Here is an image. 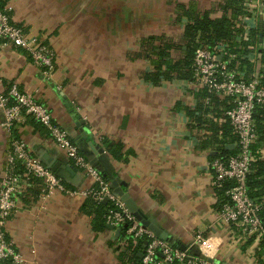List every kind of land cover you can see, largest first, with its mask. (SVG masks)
I'll return each instance as SVG.
<instances>
[{
    "label": "crops",
    "instance_id": "0c3cea01",
    "mask_svg": "<svg viewBox=\"0 0 264 264\" xmlns=\"http://www.w3.org/2000/svg\"><path fill=\"white\" fill-rule=\"evenodd\" d=\"M0 4L12 8L16 25L29 35H40L55 52V70L47 80L20 50L0 44L4 83L0 92L14 82L47 104L53 120L84 155L108 159L124 192L167 233L170 244L193 252L194 236L200 233L210 244L209 260L215 264H264L263 238L245 237L239 227L216 217L218 201L209 162L220 152L208 127L227 121L188 114L201 107L202 93L184 80H154L160 56L152 49L163 38L183 42L185 10L226 15L235 25L241 24L242 14L236 16L227 0H0ZM251 25V42L257 48L264 22ZM156 36L161 38L156 41ZM258 50L249 57L250 71ZM14 137L24 139L33 156L59 162L70 188L92 185L83 171H66L64 151L29 117L9 132L0 127V175ZM32 185L18 195V209L8 223V235L26 259L24 264H135L123 252L131 242L125 243L123 231L105 216L101 224L89 198L55 193L41 199L34 197L36 184Z\"/></svg>",
    "mask_w": 264,
    "mask_h": 264
},
{
    "label": "built area",
    "instance_id": "2783aa9c",
    "mask_svg": "<svg viewBox=\"0 0 264 264\" xmlns=\"http://www.w3.org/2000/svg\"><path fill=\"white\" fill-rule=\"evenodd\" d=\"M243 1L240 38L251 41V24H255L256 20L264 22V0ZM11 11L10 6H0V44L20 50L40 69L45 79H51L55 70L52 46L40 35H29L16 25ZM197 43L192 65L194 79L185 83L201 91L199 99L204 119L227 121L236 137L235 142H227L236 148L235 154L215 156L209 162L212 187L220 203L216 208V217L220 222L239 227L245 237L256 235L264 240V225L259 217L261 205L249 197L247 190V176L256 159L253 145L259 138L254 114L257 108L264 109V62L256 60L253 70L247 75L245 66L239 61L255 55L259 46L250 45L251 52L243 55L242 52H226L219 46L211 47L201 40ZM3 85L0 78V87ZM0 109L3 112L1 128L9 132L15 124L31 118L64 151L68 163L83 171L92 181L86 189L70 188L61 176L32 155L24 139L10 138L5 169L0 175V264L26 263L8 235V223L18 209V195L34 180L40 182L41 199L64 193L90 197L97 203H102L104 199L106 203L111 202L113 207L107 210L105 217L111 225L123 231L125 243L129 241L136 245L146 241L145 245L142 244L138 264H215L209 260L211 247L202 234H195L196 249L190 252L155 236L143 226L113 192L110 181L85 157L69 133L53 120L49 106L37 100L32 92L20 89L14 82L5 85L0 92ZM260 153L264 155V150L261 149ZM221 190L223 194L218 195Z\"/></svg>",
    "mask_w": 264,
    "mask_h": 264
},
{
    "label": "trees",
    "instance_id": "16d2710c",
    "mask_svg": "<svg viewBox=\"0 0 264 264\" xmlns=\"http://www.w3.org/2000/svg\"><path fill=\"white\" fill-rule=\"evenodd\" d=\"M227 3L229 4L230 8H234L235 14L237 13L236 16L243 13V0H227ZM0 6L3 7L4 5L0 4ZM183 15L186 16V23L182 32L183 42L181 44H177L170 39L166 40L163 38L165 41L152 49L155 50V53L157 55L159 54L160 56V60H158L157 64L155 65L156 73L154 75V80L156 82H160L162 79L166 78H169L170 80L178 78L184 80L185 82L192 81L194 79L192 69L193 58L198 40L205 42L211 47L219 46L226 52H242L243 55H247L249 52H251L249 46L253 45V43L251 41H243L240 38L241 31L243 30L242 25H235L234 21H232V19L226 15L222 17H216L214 14L208 12L199 13L191 9L185 10ZM260 32H262L263 41L259 42L258 45V61L259 63H263L264 26L262 30L260 29L258 35ZM162 37L164 36L162 35ZM159 38L161 37L156 36L155 40L157 41ZM176 52L179 53H177V58L173 56ZM239 61L245 66L247 74L251 73L249 59L243 58ZM203 96H205V94H203ZM201 109L202 108L199 106L192 111H189L188 114L190 113V115H192L193 112H197L199 115L197 116L199 120H201L200 115L202 116L204 114ZM254 117L257 123L259 138L253 145V151L256 155V159L252 162L251 171L247 176V190L249 197L261 205L259 217L262 221V224L264 225V155L260 153L261 149L264 150V109L257 108ZM208 129L210 131L209 136L212 137L213 140L217 141V144H219L218 151L220 153H218L217 156L227 157L231 154H235L236 148L229 149L227 147V142H235L236 140V137L233 135L228 122L211 125L208 127ZM19 172L22 174V170ZM104 178L107 179L106 177ZM35 184L36 188L34 190L30 189L29 191L32 190L33 193L36 194L34 197H39L41 190L40 182L37 180L31 182L32 186H35ZM217 194H223L222 190ZM87 198H89L91 204L96 207L94 212L101 216V224H105L103 217L106 215L107 210L113 207V204L111 202L97 203L92 198ZM219 204L220 203L218 202L217 206H219ZM142 244L143 242L141 241L136 245L128 243V247H125L126 249L123 251L126 257H128L129 254L130 258L135 262V264H138L140 261L138 252L142 247Z\"/></svg>",
    "mask_w": 264,
    "mask_h": 264
},
{
    "label": "water",
    "instance_id": "95a60500",
    "mask_svg": "<svg viewBox=\"0 0 264 264\" xmlns=\"http://www.w3.org/2000/svg\"><path fill=\"white\" fill-rule=\"evenodd\" d=\"M101 149H99V152L101 153ZM85 157L94 165L97 167L96 164H99L102 166V169L98 168L104 177H106L111 184V187L113 189V192L124 202V205L126 206V208L135 216V218L140 221V223L147 227L149 230H151L155 236L161 238V239H165V240H169V236L167 235L166 232L162 231L158 226H156L154 223H152L150 221V219H148L146 217V215L144 213H142V211L138 208L137 203L135 202V200L127 193L124 192V190L121 187V179L119 177H117L114 173V169L113 167L110 165V163L108 162V159L104 156H101L98 161L97 159H90L89 157H87L85 155ZM41 161L47 165L52 171H54L57 175L61 176L64 180L63 177V172H62V167L61 164L59 162H53L52 159H49L47 156H45L43 159H41ZM66 171L68 173H72V171H77V169L75 167H73L72 165H68L67 167H65ZM107 200L104 199L103 203H106ZM120 229L117 228V231H119ZM146 244V241L143 242V245ZM142 254H139V257L141 258Z\"/></svg>",
    "mask_w": 264,
    "mask_h": 264
}]
</instances>
